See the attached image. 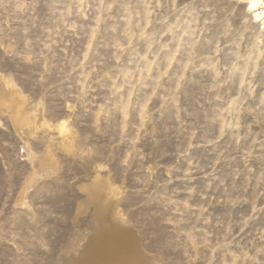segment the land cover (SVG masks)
<instances>
[{
  "label": "rangeland",
  "instance_id": "374dc122",
  "mask_svg": "<svg viewBox=\"0 0 264 264\" xmlns=\"http://www.w3.org/2000/svg\"><path fill=\"white\" fill-rule=\"evenodd\" d=\"M245 7L0 0V75L26 101L0 106V264L125 239L135 264H264V26Z\"/></svg>",
  "mask_w": 264,
  "mask_h": 264
},
{
  "label": "bare ground",
  "instance_id": "6f19581e",
  "mask_svg": "<svg viewBox=\"0 0 264 264\" xmlns=\"http://www.w3.org/2000/svg\"><path fill=\"white\" fill-rule=\"evenodd\" d=\"M245 1L247 2L246 12H252L257 22H263L264 26V0ZM16 89L12 81L0 75V106L19 113V109L26 104V101L23 100L20 93H16ZM30 110L35 111V108L30 107ZM21 116L18 114V117ZM60 127L67 131L65 123ZM137 260L138 254L134 249L133 242L125 239L120 243L109 241L96 252L93 251L82 264H135Z\"/></svg>",
  "mask_w": 264,
  "mask_h": 264
}]
</instances>
